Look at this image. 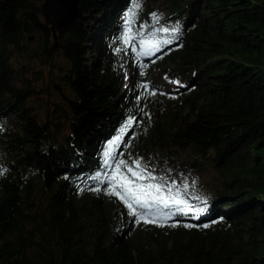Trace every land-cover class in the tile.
Masks as SVG:
<instances>
[{
    "label": "trees",
    "instance_id": "trees-1",
    "mask_svg": "<svg viewBox=\"0 0 264 264\" xmlns=\"http://www.w3.org/2000/svg\"><path fill=\"white\" fill-rule=\"evenodd\" d=\"M79 1L55 34L44 0H0V264H264V0ZM133 3L136 31L176 21L182 29L148 67L174 64L168 91L142 103L137 85L122 89L126 71L139 69L130 48L113 51L125 47ZM36 33L41 53L29 39ZM39 55L64 58L55 86L69 90L60 89L65 126L31 102L38 89L27 60ZM129 115L140 121L136 136L118 151L156 171L174 167L183 181L210 167L205 183L189 180L210 212L174 217L175 226L135 223L118 198L77 183L81 172L107 171L106 141Z\"/></svg>",
    "mask_w": 264,
    "mask_h": 264
},
{
    "label": "snow or ice",
    "instance_id": "snow-or-ice-1",
    "mask_svg": "<svg viewBox=\"0 0 264 264\" xmlns=\"http://www.w3.org/2000/svg\"><path fill=\"white\" fill-rule=\"evenodd\" d=\"M140 7V3H133L131 7L127 8L122 20L124 31L120 36L125 47L116 46L113 51L119 54L131 48L133 52L137 53V63L142 66L139 57L151 56L167 45H172L175 40L179 39L182 29L179 21H176L174 26L167 23L162 27H152L150 32L136 31L134 22L138 18L137 10ZM150 15L156 24L160 23L157 19L159 15L157 11H153ZM145 26H147V21L143 22L142 27ZM136 41H139V51ZM172 82L177 86L182 83L179 79ZM136 88V99L141 103L146 93L151 92L155 95L157 92L163 91L148 80L142 81ZM167 94L172 96L178 93L170 91ZM148 116L150 117L151 114L148 113ZM139 122L138 116H127L119 131L106 141V147L103 149L102 164L107 171L92 170L91 174L81 172V179L77 180V183L82 186L83 182L87 181L93 184L95 190L118 198V201L122 202L126 209L120 214L126 215L135 223L143 221L164 225L171 222L175 226L181 221L173 219L174 217H199L210 212L208 196L197 195L194 197L189 190L190 185L187 180L181 184L175 179H169L164 171L154 170L152 164L145 161L143 157L125 158L124 153L118 151L122 146L131 143L127 137L136 136L135 127ZM186 226L192 227L193 225L186 223Z\"/></svg>",
    "mask_w": 264,
    "mask_h": 264
},
{
    "label": "rangeland",
    "instance_id": "rangeland-1",
    "mask_svg": "<svg viewBox=\"0 0 264 264\" xmlns=\"http://www.w3.org/2000/svg\"><path fill=\"white\" fill-rule=\"evenodd\" d=\"M51 24V23H49ZM61 30V29H60ZM60 30H57L60 31ZM30 41L33 42V47L39 48L40 51L42 52V40H41V35L37 34L36 35H31L30 36ZM137 45V50L139 51V41H136ZM131 50V48H130ZM135 62L137 61V53L133 52L131 50ZM55 54V52H52ZM156 53V52H155ZM154 53V55H155ZM154 55H151L154 56ZM149 58L150 56H141L139 59L142 61V66L138 64L139 66V71L138 69H135L134 67L132 69H129L126 71L123 82H122V89H127L129 90L133 85H138L144 80L150 81L154 86H156L159 89H166L168 91L169 87L167 85V78L164 77V73L167 69L171 68L174 66V64H171L170 61L168 62H160L157 66H153L150 69L149 67ZM32 60V61H31ZM31 60H27L29 64H31V70L35 71L32 73L33 78V83H35L37 86L36 88L37 93L35 96L32 97L31 102L35 106L36 110L40 114L42 118H45L46 115H51L53 114V120H58L62 125L64 124L67 125V119L65 120V116L67 118V114L63 115V110H67V105L64 100V97L61 95V90H66L65 93H68V88H66L64 85L63 87H56L55 85H62L60 82L61 76H58L59 69L58 66L64 62V58L61 56H55L53 58H47V62L49 61L50 63L48 64L47 62L45 63V60L43 57L41 58L39 56H35L34 58H31ZM25 62V60H23ZM137 63V62H136ZM34 74V75H33ZM60 74V73H59ZM127 86V87H126ZM59 90V91H58ZM143 91V89H142ZM64 91H62L63 93ZM162 92V91H159ZM60 104L56 106L55 104ZM63 108V109H62ZM182 108L183 113L188 111V107L184 105ZM61 132L63 131V126ZM183 157H186V153L183 154ZM180 164V163H177ZM154 170L155 166L152 165ZM177 173V174H176ZM208 173V175H207ZM207 173L204 170L201 171H193V173L190 174L189 180L191 182H194L192 184H201L205 183L208 178L211 179V171L210 167L207 169ZM169 179H175L181 184L183 183V180L178 179L180 173H178L174 167L169 168V173H165ZM175 174V175H173ZM188 182L189 180L186 179Z\"/></svg>",
    "mask_w": 264,
    "mask_h": 264
},
{
    "label": "water",
    "instance_id": "water-1",
    "mask_svg": "<svg viewBox=\"0 0 264 264\" xmlns=\"http://www.w3.org/2000/svg\"><path fill=\"white\" fill-rule=\"evenodd\" d=\"M79 0H44L42 13L47 23L52 24L54 33L71 23L80 10ZM55 5V7H53Z\"/></svg>",
    "mask_w": 264,
    "mask_h": 264
},
{
    "label": "bare ground",
    "instance_id": "bare-ground-1",
    "mask_svg": "<svg viewBox=\"0 0 264 264\" xmlns=\"http://www.w3.org/2000/svg\"><path fill=\"white\" fill-rule=\"evenodd\" d=\"M150 60H152V57H151V56H150V58H149V60H148L149 63H150ZM136 62H137V61H136ZM136 62H135V63H136ZM136 65H137V67L139 68L138 63H136ZM138 70H139V69H138Z\"/></svg>",
    "mask_w": 264,
    "mask_h": 264
}]
</instances>
